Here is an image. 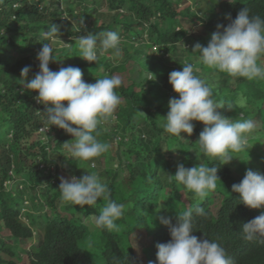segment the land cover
Listing matches in <instances>:
<instances>
[{
    "label": "trees",
    "instance_id": "trees-1",
    "mask_svg": "<svg viewBox=\"0 0 264 264\" xmlns=\"http://www.w3.org/2000/svg\"><path fill=\"white\" fill-rule=\"evenodd\" d=\"M102 1L84 5L82 11L69 2L65 12L78 24L77 19L84 18L85 27L78 32L77 25L61 22L64 11L52 6L57 0H0V264H94L87 252L92 247L107 264H156V245L171 239L168 226L159 217H172L174 224L176 215L189 208L194 210L191 235L217 242L233 264H264V238L246 239L241 229L264 208H248L232 192V185L239 183L248 169L264 174V153H252L251 147H246L232 153V161L224 164L199 151L201 122L192 121L193 133H182L183 139L162 127L169 100L178 98L168 87L169 73L182 70V65L176 69L181 59L169 63L165 57L182 52L186 59L191 41H199L196 36L188 39L191 35L184 25L177 30L176 19L189 20L192 26L199 15L190 7L178 11L176 3L181 0H106L110 8L106 12L99 9ZM40 3H45L43 9ZM244 7L250 15L264 18V0H219L207 23L215 30L218 24L227 26L226 15L235 19ZM52 24L60 27V37L72 40L70 48H56L44 35ZM106 31L120 36V61L88 62L79 57L77 37ZM44 43L54 49L55 60L49 64L54 72L79 67L88 84L105 75L122 78L116 89L121 104L115 119L108 121L114 123L108 128L103 123L93 133L110 145L109 150L91 161L75 160L66 167L78 177L95 172L108 185L110 199L124 205V215L116 221L118 230L94 226V215L108 202L104 199L92 206L57 204L62 201L59 161L65 157L63 143H72L74 137L55 126L42 131L44 117L39 111L43 112L44 106L34 99L38 93L21 91L19 82L25 66L31 67L28 79L39 71L36 54ZM137 66L139 72L153 73L154 79L134 76ZM236 79L241 82L245 78ZM260 139L264 150V132ZM40 159L55 163L56 173L40 169ZM115 160L116 167L112 165ZM92 163L104 164L105 170L100 173ZM178 164L186 168L215 166L220 181L214 190L198 197L169 179ZM26 202L28 210L22 207ZM196 208L203 209L204 215L197 214Z\"/></svg>",
    "mask_w": 264,
    "mask_h": 264
},
{
    "label": "clouds",
    "instance_id": "clouds-1",
    "mask_svg": "<svg viewBox=\"0 0 264 264\" xmlns=\"http://www.w3.org/2000/svg\"><path fill=\"white\" fill-rule=\"evenodd\" d=\"M39 5L40 9H43L45 3ZM188 7L191 9L190 5ZM64 10L65 6L62 5V11ZM190 11L198 13L193 9ZM199 17L197 20L204 23L202 17L200 15ZM225 18L230 23L227 26L218 24L207 46L196 43L192 52L199 54L198 59L203 65L233 78L264 80V65L259 63L264 57V18L250 15L246 7L238 12L235 19H232L230 14ZM84 27V18L81 17L77 31L80 32ZM181 28L183 26H178L177 30ZM192 34L194 33L189 29L188 35ZM44 35L53 43L67 45L60 39L58 25L52 24ZM197 38L201 40V37ZM76 44L80 51L79 57L88 62H96L98 55H103L109 50H112L114 58L119 59L121 56L120 36L115 31L98 34L88 32L77 37ZM188 46L190 44H187L186 48ZM53 53V47L49 43H44L36 54L39 71L33 78L28 79L30 66L21 69L19 80L23 86L21 91L38 93L34 99L44 106V111H39L44 117L42 131L46 132L51 126L63 129L74 137L72 143H63L70 158L91 161L110 148L108 143L98 140V134L93 133L101 124L115 119L114 113L121 104V97L116 89L122 85V78L119 75H105L96 78L94 84H88L82 79L83 73L79 67L68 66L54 72L49 68L50 62L55 60ZM187 62L183 64L182 71L174 70L169 73L168 82L178 94V98L173 97L169 100V111L162 127L166 133L183 139L182 133L192 135L194 130L192 121L201 122L204 128L197 141L199 151L210 158H219L227 164L233 159L232 153L246 149L250 137L257 130V122L252 119L224 117L218 111L224 106L216 102L212 87L195 75L194 65ZM235 103L243 107L245 100L241 97ZM228 108L231 109V106ZM92 166L95 167L96 164L92 163ZM39 168L45 173H56V164L46 163L42 159L39 160ZM218 169L203 164L191 168L178 164L175 175L169 174V179H174L188 191L202 198L207 191L214 190L217 181H220ZM59 179L62 202L92 206L98 200L104 199L108 202L100 213L94 216V226L100 230H118L116 221L124 215V205L110 199L109 187L97 173L85 172L81 177L73 175L69 179L63 176ZM232 192L239 195L240 203L246 207L264 208V174L248 169L243 179L232 185ZM193 211L189 208L177 214L174 224L172 217H159L161 223L168 226L171 239L167 243L156 245V264H233L227 257L225 249L217 242L191 235ZM195 212L204 215L201 208H196ZM241 229L246 239L264 238V211L243 223Z\"/></svg>",
    "mask_w": 264,
    "mask_h": 264
},
{
    "label": "rangeland",
    "instance_id": "rangeland-1",
    "mask_svg": "<svg viewBox=\"0 0 264 264\" xmlns=\"http://www.w3.org/2000/svg\"><path fill=\"white\" fill-rule=\"evenodd\" d=\"M50 1L51 0H47V2ZM95 1L96 0H63V2H57L52 6L55 7L58 6L62 10V5H64L66 10L68 9V5L70 2L76 6L75 9H81L82 11L84 5L88 7L95 6ZM218 3L219 0H183L181 1V3H176V9H184L185 7H188L190 5L191 9H193L194 11H198L199 14L198 13L197 14L202 17L204 23H202L200 20H197L196 22H194L196 23L195 26H191L189 24V20H186V23H184L181 20L176 19V27L184 25L186 28L190 29L192 33H194L190 37H188V39H190L193 36H196V37H201V40L191 41L192 49L185 50L186 59L184 58V54L182 52L176 53L171 56H166L165 58L169 61V63H173L172 60L181 59L182 63L176 64L177 70L181 65L183 69V64L185 63V61L186 62L188 61L187 63L193 64L194 74L197 75L200 79L204 80L206 84H209V86L212 87L216 102L224 106L221 109H218V111H220V113L224 117L230 119H240V120L252 119L256 121L258 125L257 130L250 137L247 147H251L252 153H256L259 151L264 153V150L262 149L261 139L259 138L262 135V131H264V80L262 79L248 80L247 78H245L244 81L238 82L236 78H233L226 73L218 72L213 68H209L205 66V69H203L202 67L203 64L198 59L199 54L197 52H192L193 46L196 43H200L202 46H207L208 42L210 41L211 34L216 31L211 26L207 25V21H209L210 20L209 17L212 14H214L213 9H216ZM100 6H102L101 8H99L100 11L106 12L110 9L106 4V0H103ZM81 11H78L77 15H79ZM84 12L85 11H83V13ZM60 20L67 26H69L68 23L79 26L78 22H76V19L73 16H71L68 12H66V14H64L63 12L62 16L60 17ZM77 20H80V17ZM60 39L62 40V42L66 43L67 45L55 43L56 48H70L72 46V40L70 38L60 37ZM125 39H128L127 36H125ZM153 50L156 51L155 48ZM122 58L123 56H121L119 59L114 58L113 55L109 53V51L105 52L103 55H98V59L102 61H107L111 59L112 62L115 63L117 61H120ZM259 63L264 65V57L261 58ZM171 65L173 68V64ZM138 69H140V67L137 66L134 70V76H137L141 79H147V78L154 79V76L152 75L153 73L149 71L139 72ZM172 71L174 70H171V72ZM179 71L182 70L179 69ZM168 87L169 89L173 90L172 86L169 83H168ZM241 97L245 100V104L243 107L235 103ZM229 106H231V109L228 108ZM259 107H261V110L259 113H256ZM104 126L105 128L106 127L108 128L111 125L108 124L107 122L104 124ZM119 139H121V137H119ZM64 151H65V157L63 158V162H61V160L59 161L60 163L59 167L62 176L65 177L66 179H69L71 176L75 174L68 171L66 167H68V165H71L75 160L70 158L67 148H65ZM117 163L118 161L115 160L114 164L112 165L116 167L118 165ZM95 164H96L95 167H93L92 165L91 167H93L97 171L99 170L100 173H102L105 170L104 164L103 165L98 163ZM57 204L61 205L63 204V202L58 200ZM22 207L26 208L27 210L29 209V205L26 203L22 204ZM88 249L89 250H87V252L93 258H95L98 253L94 251L93 247ZM22 256L26 257L25 254H23ZM95 264H106V260L104 257L98 256L95 258Z\"/></svg>",
    "mask_w": 264,
    "mask_h": 264
}]
</instances>
